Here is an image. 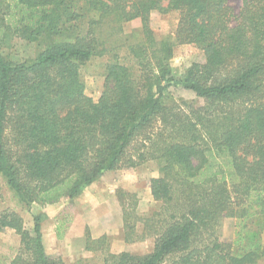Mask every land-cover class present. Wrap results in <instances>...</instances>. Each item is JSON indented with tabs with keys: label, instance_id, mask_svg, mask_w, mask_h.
Wrapping results in <instances>:
<instances>
[{
	"label": "trees",
	"instance_id": "16d2710c",
	"mask_svg": "<svg viewBox=\"0 0 264 264\" xmlns=\"http://www.w3.org/2000/svg\"><path fill=\"white\" fill-rule=\"evenodd\" d=\"M156 12L179 14L174 36L154 32ZM135 20L141 35L123 36ZM14 40L36 45V56L7 58ZM179 45L205 62L176 77ZM104 55L94 100L82 68ZM173 87L203 104L178 103ZM151 161L160 209L142 217L136 201L120 194V203L124 241L153 249L113 254L104 237L87 250L104 248V264L264 261V0H243L238 15L228 0H0V174L19 201H73L106 173ZM225 218L237 221L229 241ZM42 222L34 216L30 230L17 211L0 212V233L21 240L8 264H63L47 254Z\"/></svg>",
	"mask_w": 264,
	"mask_h": 264
},
{
	"label": "rangeland",
	"instance_id": "374dc122",
	"mask_svg": "<svg viewBox=\"0 0 264 264\" xmlns=\"http://www.w3.org/2000/svg\"><path fill=\"white\" fill-rule=\"evenodd\" d=\"M228 3L238 15L243 0H228ZM178 22V13L162 15L156 12L151 16V27L159 37L174 36ZM141 29V21L135 20L123 26L122 35L138 38L141 35ZM37 52L36 45L20 40H14L12 47L5 49L7 58L18 61L34 58ZM120 54L125 58L127 56L126 49L122 48ZM108 60V55L95 57L82 68V80L86 87V93L94 100H98L104 89V65ZM203 62H205L204 53L199 48L193 45H179L175 48L171 65L175 76L180 77L192 64ZM170 91L178 103L188 102L195 106L203 104V101L195 93L181 87H173ZM158 176L159 165L157 162L151 161L136 170H118L106 173L92 189L87 191L86 200L79 203V206L76 204L78 199L76 198L73 201H63L57 207L36 204L28 208L19 201L14 191L9 188L6 179L0 174V212L17 211L30 230L34 226V216H41L42 224L47 226L46 229L51 235L57 233L58 239L61 235L70 232L71 238H67L65 241L57 240L54 237L45 241L44 245L48 249L47 254L53 259H60L63 264H104V248H100L98 251H88L89 254L84 253L89 240L97 241L105 237L104 244L109 250L114 247L116 250H121L123 241L119 234L123 228V217L120 194L124 195V199L129 204H132L133 201L137 202V213L140 216H151L160 209V204L153 200L150 192V180ZM108 208L113 210V214L109 218L105 217L109 214ZM117 211L118 214H116ZM53 213L57 215L50 220L49 214ZM236 223L235 218L223 220L221 227L223 240L229 241L234 238ZM106 232L111 234L101 235ZM62 243L65 244V249L63 252H58ZM20 247V237L14 232L0 233V264L10 263L17 256ZM74 247L75 249L80 248V251L76 252ZM152 249L153 240L137 243L134 248L136 253H148ZM259 264H264V261Z\"/></svg>",
	"mask_w": 264,
	"mask_h": 264
},
{
	"label": "crops",
	"instance_id": "0c3cea01",
	"mask_svg": "<svg viewBox=\"0 0 264 264\" xmlns=\"http://www.w3.org/2000/svg\"><path fill=\"white\" fill-rule=\"evenodd\" d=\"M99 181V180H98ZM97 182H95L93 185H91L90 187H88V188H86L85 190H84V192L78 197V199H77V202H76V204L79 206L82 202H83V200H86V195H87V191L88 190H90V189H92V187L96 184ZM92 202V201H91ZM80 203V204H79ZM93 203V202H92ZM62 203H59V204H56V205H53V206H59V205H61ZM52 206V207H53ZM62 209V208H61ZM60 211V210H59ZM119 211V210H118ZM118 211L116 212V214H118ZM108 212H109V214H107L106 216H105V214H104V216L105 217H110L112 214H113V210L111 209V208H108ZM57 214L55 213H53V214H49V218H50V220H52V219H54L55 218V216H56ZM122 217H123V209H122ZM111 223V222H110ZM122 227H123V224H122ZM47 228V226H45L44 224H42V233H43V238H44V244H45V241L46 240H50L52 237H54L55 239H57V240H66L67 238H71V233L69 232L68 234L66 233V234H63V235H61V237H60V239H58V236H57V233L56 234H54V235H51L48 231V229H46ZM110 232V231H109ZM109 232H106V233H104V234H101L102 236H104V235H108V234H111V233H109ZM120 239L123 241L122 242V244H123V247H122V249L121 250H116V249H114V248H112L111 250H109V252L110 253H113V254H117V253H121V252H130V253H135V254H147V253H136V251L134 250V248L136 247V245H137V243H134V244H128V243H126L125 241H124V229L122 228V231L120 232ZM46 247V246H45ZM131 247V248H130ZM64 249H65V244L64 243H62L61 244V246H60V250L58 251V252H63L64 251ZM73 249H75V247L73 248ZM46 251H47V253H48V249H47V247H46ZM75 251L76 252H79L80 251V248H78V249H75ZM89 250H87V245H86V248L84 249V253L86 254V253H88L89 254V252H88ZM149 253V252H148Z\"/></svg>",
	"mask_w": 264,
	"mask_h": 264
}]
</instances>
